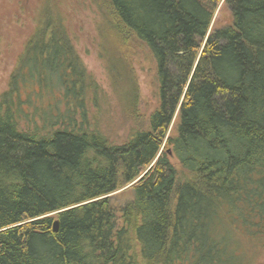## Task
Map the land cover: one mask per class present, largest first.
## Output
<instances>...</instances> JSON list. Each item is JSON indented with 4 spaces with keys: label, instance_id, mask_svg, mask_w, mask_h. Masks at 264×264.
Here are the masks:
<instances>
[{
    "label": "trees",
    "instance_id": "16d2710c",
    "mask_svg": "<svg viewBox=\"0 0 264 264\" xmlns=\"http://www.w3.org/2000/svg\"><path fill=\"white\" fill-rule=\"evenodd\" d=\"M222 1L232 23L210 32ZM44 2L0 97V264H250L264 252V0H94L132 118L134 58L156 66L159 106L120 138L61 5Z\"/></svg>",
    "mask_w": 264,
    "mask_h": 264
},
{
    "label": "rangeland",
    "instance_id": "374dc122",
    "mask_svg": "<svg viewBox=\"0 0 264 264\" xmlns=\"http://www.w3.org/2000/svg\"><path fill=\"white\" fill-rule=\"evenodd\" d=\"M56 7L61 5V13L67 20L75 47L79 52L88 72L105 91L103 103V119L117 129L112 132L118 138L125 136L129 130L145 123L159 106L156 66L149 54L142 52L134 58L132 69L138 84L139 112L131 117V110L126 107V98L117 93L111 85V76L106 62L99 53V25L102 22L100 10L94 0H55ZM44 0H0V97L7 90L9 78L13 72L19 55L31 33L34 31L40 6ZM232 23V15L222 1L215 13L211 26L216 27ZM177 117L170 127L173 134ZM118 134V135H117ZM175 164H178L174 160ZM129 185L112 194L113 197H130ZM121 200V199H120ZM250 264H264V252L251 250Z\"/></svg>",
    "mask_w": 264,
    "mask_h": 264
},
{
    "label": "water",
    "instance_id": "95a60500",
    "mask_svg": "<svg viewBox=\"0 0 264 264\" xmlns=\"http://www.w3.org/2000/svg\"><path fill=\"white\" fill-rule=\"evenodd\" d=\"M169 153L171 154L172 156V152L169 151ZM59 231V222L56 221L55 224H54V232L57 233Z\"/></svg>",
    "mask_w": 264,
    "mask_h": 264
}]
</instances>
